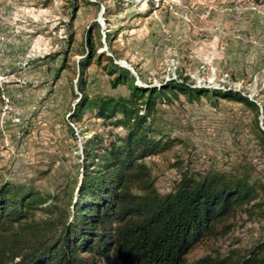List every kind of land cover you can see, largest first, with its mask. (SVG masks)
Wrapping results in <instances>:
<instances>
[{
  "label": "rangeland",
  "instance_id": "374dc122",
  "mask_svg": "<svg viewBox=\"0 0 264 264\" xmlns=\"http://www.w3.org/2000/svg\"><path fill=\"white\" fill-rule=\"evenodd\" d=\"M85 35L103 54L83 72L89 99L128 95L107 71L108 56L138 84L183 80L230 89L256 105L257 111L231 99L169 95L156 103L150 121L172 146L143 159L159 194L181 174L218 172L251 185L250 202L217 223L215 234L185 259L249 251L264 238V3L0 0V183L30 186L60 211L69 207L81 176L84 140L97 135L106 142L123 133L90 109L71 120ZM49 216L36 212L38 219Z\"/></svg>",
  "mask_w": 264,
  "mask_h": 264
},
{
  "label": "trees",
  "instance_id": "16d2710c",
  "mask_svg": "<svg viewBox=\"0 0 264 264\" xmlns=\"http://www.w3.org/2000/svg\"><path fill=\"white\" fill-rule=\"evenodd\" d=\"M84 46L71 120L77 122L90 109L123 133L106 142L97 135L84 140L81 176L66 210L45 205L48 195L30 186L0 183V264H264V238L240 255L185 259L203 237L215 234L217 223L250 202L251 185L218 172L197 178L181 174L169 191L159 194L143 162L172 146L171 139L156 136L150 121L156 103L167 102L169 95L231 99L257 111L256 105L230 89L195 88L183 80L138 84L108 56L103 59L107 71L115 83L127 86L128 95L89 99L83 72L103 54L90 35ZM37 211L50 216L38 219Z\"/></svg>",
  "mask_w": 264,
  "mask_h": 264
},
{
  "label": "water",
  "instance_id": "95a60500",
  "mask_svg": "<svg viewBox=\"0 0 264 264\" xmlns=\"http://www.w3.org/2000/svg\"><path fill=\"white\" fill-rule=\"evenodd\" d=\"M120 66H123V67H125L124 65H122L121 63H118ZM125 68H127V67H125ZM127 69H129V68H127Z\"/></svg>",
  "mask_w": 264,
  "mask_h": 264
}]
</instances>
